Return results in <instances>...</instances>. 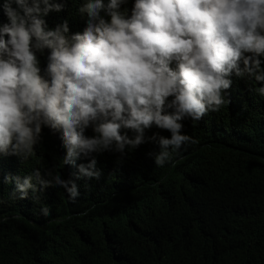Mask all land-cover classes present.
<instances>
[{
    "label": "clouds",
    "instance_id": "clouds-1",
    "mask_svg": "<svg viewBox=\"0 0 264 264\" xmlns=\"http://www.w3.org/2000/svg\"><path fill=\"white\" fill-rule=\"evenodd\" d=\"M66 2L0 4L6 18L0 21L4 156L27 161L48 128L60 133L65 165L90 158L78 165L83 177L101 175L94 153L123 156L126 147L147 142L159 146L155 163L163 166L171 159L169 149L198 143L181 134L185 119L200 121L230 103L225 92L233 74L264 84V0H82L78 11L86 15L85 27L75 32L68 19L54 27L46 19L61 13ZM257 92L264 96V87ZM153 126L171 137H146ZM89 128L94 135L85 134ZM15 181L20 199L53 181L72 203L79 194L75 182L59 175L46 180L39 169ZM49 210L41 208L45 217Z\"/></svg>",
    "mask_w": 264,
    "mask_h": 264
},
{
    "label": "trees",
    "instance_id": "trees-1",
    "mask_svg": "<svg viewBox=\"0 0 264 264\" xmlns=\"http://www.w3.org/2000/svg\"><path fill=\"white\" fill-rule=\"evenodd\" d=\"M81 3L67 0L46 18L49 26L68 19L72 32L83 30ZM230 78V103L200 121L185 119L181 134L198 143L169 149L163 166L155 163L159 146L147 142L123 156L94 153L101 175L83 177L78 165L90 158L65 165L60 133L48 128L27 161L0 154V264H264V96L257 92L264 84ZM153 133L171 137L155 126L145 135ZM36 169L46 180L75 182L76 202L54 181L20 199L15 177Z\"/></svg>",
    "mask_w": 264,
    "mask_h": 264
}]
</instances>
